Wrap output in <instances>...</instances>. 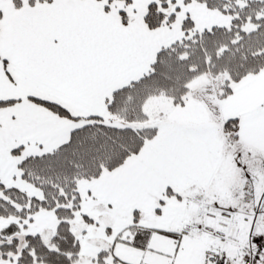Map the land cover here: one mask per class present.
Segmentation results:
<instances>
[{
	"label": "snow or ice",
	"instance_id": "snow-or-ice-1",
	"mask_svg": "<svg viewBox=\"0 0 264 264\" xmlns=\"http://www.w3.org/2000/svg\"><path fill=\"white\" fill-rule=\"evenodd\" d=\"M0 264H264V0H0Z\"/></svg>",
	"mask_w": 264,
	"mask_h": 264
}]
</instances>
